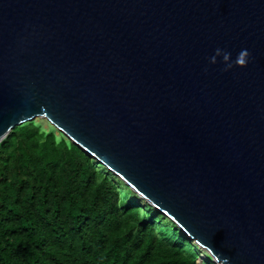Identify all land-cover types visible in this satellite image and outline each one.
<instances>
[{
  "label": "water",
  "instance_id": "95a60500",
  "mask_svg": "<svg viewBox=\"0 0 264 264\" xmlns=\"http://www.w3.org/2000/svg\"><path fill=\"white\" fill-rule=\"evenodd\" d=\"M37 119L216 264H264V0H0V144Z\"/></svg>",
  "mask_w": 264,
  "mask_h": 264
},
{
  "label": "trees",
  "instance_id": "16d2710c",
  "mask_svg": "<svg viewBox=\"0 0 264 264\" xmlns=\"http://www.w3.org/2000/svg\"><path fill=\"white\" fill-rule=\"evenodd\" d=\"M113 175L63 134L15 129L0 144V264H200L178 227Z\"/></svg>",
  "mask_w": 264,
  "mask_h": 264
},
{
  "label": "rangeland",
  "instance_id": "374dc122",
  "mask_svg": "<svg viewBox=\"0 0 264 264\" xmlns=\"http://www.w3.org/2000/svg\"><path fill=\"white\" fill-rule=\"evenodd\" d=\"M38 125H41L43 127V129L45 131H48V132H51V131H54L59 137L62 136V134L50 123L48 122L47 120H43V119H37L35 121ZM116 181V183L118 182V179L117 177H115L113 175ZM127 186V185H126ZM128 187V186H127ZM123 190L125 189V187H121ZM125 191L128 192V190L125 189ZM124 192V191H123ZM133 193L130 194V198L132 199V201H134L135 203H137L138 206H141L143 208H147V206L149 204H147V202L141 198L140 196H138L134 191H132ZM168 219V218H167ZM169 220V219H168ZM171 221V220H170ZM172 222V221H171ZM173 223V222H172ZM177 226V225H176ZM179 229V227H178ZM180 230V229H179ZM181 231V230H180ZM182 232V231H181ZM183 234V232H182ZM184 235V234H183ZM185 236V235H184ZM186 237V236H185ZM189 239V238H188ZM190 240V239H189ZM190 242L193 243V245L195 246V248L197 249V252H198V255H199V263L200 264H210V263H213V264H216L215 261L213 260V258L210 256V254H208L206 251H204L203 249H201L199 246H197L196 242L193 241V240H190Z\"/></svg>",
  "mask_w": 264,
  "mask_h": 264
},
{
  "label": "clouds",
  "instance_id": "9594fccd",
  "mask_svg": "<svg viewBox=\"0 0 264 264\" xmlns=\"http://www.w3.org/2000/svg\"><path fill=\"white\" fill-rule=\"evenodd\" d=\"M247 55V52H246V50L244 51V52H242L241 54H240V58L238 59V60H236L235 61V63H240V64H243L244 63V57ZM216 56H222L223 57V60L224 61H228V59H229V56H230V54L229 53H227V52H222L221 50H219V49H217V51H216ZM212 62L213 63H215L216 62V58H215V56L212 58ZM227 65V68H231L232 67V63H227L226 64ZM118 178V177H117ZM126 185V184H125ZM129 187V186H128ZM130 188V187H129ZM131 189V188H130ZM132 190V189H131ZM133 191V190H132ZM137 194V193H136ZM138 195V194H137ZM139 196V195H138ZM148 204V203H147ZM157 211V210H156ZM163 215V214H162ZM176 225V224H175ZM184 234V233H183ZM187 237V236H186ZM187 238H189V237H187ZM190 239V238H189ZM188 239V240H189ZM190 240H192V239H190ZM189 240V241H190ZM194 241V240H193ZM197 244V243H196ZM197 246H199V245H197ZM200 247V246H199ZM201 248V247H200ZM202 249V248H201Z\"/></svg>",
  "mask_w": 264,
  "mask_h": 264
}]
</instances>
